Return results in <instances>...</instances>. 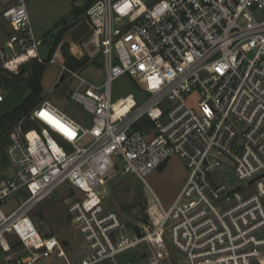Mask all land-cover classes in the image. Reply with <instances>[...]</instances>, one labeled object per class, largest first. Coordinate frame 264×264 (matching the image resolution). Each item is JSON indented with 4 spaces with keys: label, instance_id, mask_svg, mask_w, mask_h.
I'll return each mask as SVG.
<instances>
[{
    "label": "built area",
    "instance_id": "2783aa9c",
    "mask_svg": "<svg viewBox=\"0 0 264 264\" xmlns=\"http://www.w3.org/2000/svg\"><path fill=\"white\" fill-rule=\"evenodd\" d=\"M1 16L13 31L0 44V69L59 63L66 80H77L67 97L90 121L83 126L88 120L44 99L5 132L0 248L10 251L11 236L26 249L6 264L56 257L65 264H131L138 251L148 264H252L262 255L264 0H92L79 39L101 56L99 85L80 73L92 58L79 69L57 52L45 60L26 0H12ZM122 75L137 84L141 100L130 93L131 102L117 109L111 83ZM173 157L187 176L165 209L145 178ZM115 175L134 176L154 198L130 226L102 204L105 181ZM61 185L83 195L69 207L87 244L74 261L31 215ZM11 197L17 203L5 212Z\"/></svg>",
    "mask_w": 264,
    "mask_h": 264
},
{
    "label": "rangeland",
    "instance_id": "374dc122",
    "mask_svg": "<svg viewBox=\"0 0 264 264\" xmlns=\"http://www.w3.org/2000/svg\"><path fill=\"white\" fill-rule=\"evenodd\" d=\"M81 0H26L27 11L35 34L43 38L44 44L42 52L44 57L49 53L51 41L61 28H66L68 23V15L77 6V2ZM153 2L155 0H147ZM12 0L9 1L11 3ZM4 5L8 0H1ZM8 3V4H9ZM76 21V17H75ZM10 23L4 19L0 20V37H5L10 31ZM53 34V36L51 35ZM51 37H50V36ZM49 36V37H48ZM84 39L71 41L68 31L63 33L62 41L55 48L58 59L64 57L61 51V44L66 43L68 52L77 58L86 56L92 58V62L83 66L80 73L90 82L99 85L105 79V70L101 56L95 53V49L90 45H82ZM76 47H75V46ZM76 50H73L72 47ZM53 52V53H54ZM20 68V67H19ZM18 68V69H19ZM79 69V67L77 68ZM17 75V71L9 72ZM63 70L59 63L51 62L45 66L43 75L40 80L41 85V101L49 99L53 104L58 106L69 115L75 117L79 122L86 119L88 122H81L83 126H89V116L85 114L81 106L74 102L70 97H67V92L75 88L77 80L68 78L65 75L63 81L59 82ZM65 74V73H64ZM28 71H23L19 76V84H23L27 77ZM1 80V79H0ZM2 81V80H1ZM58 83V86H55ZM112 100L123 98L130 93L134 94L135 100L140 101L138 95L137 84L127 75H122L114 79L111 83ZM1 92L3 96L10 92L2 82ZM81 120V121H80ZM17 121L10 122L0 128V144L4 150L5 141L3 135L7 129ZM2 139V140H1ZM87 139H84L81 144H85ZM0 157V180L9 173V165L5 159L4 151ZM187 176V171L182 163L176 157L171 158L162 168L149 173L145 180L151 191L159 200L161 206L167 209L179 193L182 183ZM104 188L106 194L102 197V204L106 210H111L122 218L126 226L140 221L146 214L148 207H151L154 198L146 185H143L138 179L132 175H115L105 181ZM83 195L76 192L68 185H61L49 197L42 200L32 211V218L37 223V226L42 234L55 236L62 246L65 256L71 260H77L87 251V244L84 235L79 227L72 221L69 213V207L77 201H81ZM17 203L16 198H9L3 205V210L7 212ZM10 251L5 252L0 248V264H6L7 258L22 257L26 254V249L20 245L14 237L8 238ZM142 251H138V255L132 259L131 264H148L143 258ZM36 264H65L62 257L52 259H42ZM166 264H173L172 262ZM252 264H264V250L262 255L253 261Z\"/></svg>",
    "mask_w": 264,
    "mask_h": 264
},
{
    "label": "trees",
    "instance_id": "16d2710c",
    "mask_svg": "<svg viewBox=\"0 0 264 264\" xmlns=\"http://www.w3.org/2000/svg\"><path fill=\"white\" fill-rule=\"evenodd\" d=\"M91 1L92 0H86L83 6L74 8V16L76 17V21L70 23L69 25L65 24L66 28H61L58 32H56V35L51 41L49 49L50 51L45 56V60H49L52 57L55 48L62 41L63 33L66 32L70 27L74 26L76 22H78V17L81 14H84L87 5ZM51 36H53V34ZM61 51L64 57L65 65L71 69H77L78 67L80 68L88 60L86 56L77 58L76 56L70 54L68 52V46L65 42L61 44ZM44 69L45 65L38 63L36 60H30L29 62L21 65L17 71V75L6 73L0 69V79L3 82V85L10 89V92L4 96L2 101H0V128L4 127L10 122L18 121L41 101L40 80ZM23 71H28V75L24 79V83L19 84V76L23 73ZM26 125L29 126L28 123ZM3 138L5 141V150L7 138L5 135H3ZM1 148L2 147H0V157L3 155L2 151H4Z\"/></svg>",
    "mask_w": 264,
    "mask_h": 264
},
{
    "label": "water",
    "instance_id": "95a60500",
    "mask_svg": "<svg viewBox=\"0 0 264 264\" xmlns=\"http://www.w3.org/2000/svg\"><path fill=\"white\" fill-rule=\"evenodd\" d=\"M86 0H81V5L79 4V2H77V5L79 4V6H83L82 2L84 3ZM88 29V23L86 20V17L84 16V14H81L78 17V22L69 30V37L71 39V41H76L78 40ZM64 79V74H62L60 76L59 82L63 81ZM58 83H56L55 86H57ZM2 86V81L0 80V87Z\"/></svg>",
    "mask_w": 264,
    "mask_h": 264
},
{
    "label": "crops",
    "instance_id": "0c3cea01",
    "mask_svg": "<svg viewBox=\"0 0 264 264\" xmlns=\"http://www.w3.org/2000/svg\"><path fill=\"white\" fill-rule=\"evenodd\" d=\"M9 1L10 0H8V3H9ZM8 3H6L5 5L3 4V3H1V0H0V20L1 19H4L2 16H1V11H2V9L8 4ZM79 4L81 5V2H79ZM79 4L76 6V7H79ZM68 18H69V21H68V23H67V25H69L70 23H73V22H75V16H74V10L68 15ZM4 20H6V19H4ZM7 21V20H6ZM77 23V22H76ZM75 23V24H76ZM74 24V25H75ZM10 27H11V24H10ZM73 27V26H72ZM72 27H70V28H72ZM70 28L67 30L68 31V35H69V30H70ZM12 27L10 28V31L7 33V35L5 36V37H0V44L1 43H3L4 41H5V39L8 37V35L10 34V33H12ZM70 38V37H69ZM71 40V39H70ZM42 48H43V46H42ZM42 48H41V54L43 55V52H42ZM72 49H73V47H72ZM57 51H55L54 53H56ZM44 56V55H43ZM58 60H62V59H58ZM184 181H185V179H184ZM184 181H183V183H184ZM183 183H182V185H183ZM182 187V186H181Z\"/></svg>",
    "mask_w": 264,
    "mask_h": 264
},
{
    "label": "bare ground",
    "instance_id": "6f19581e",
    "mask_svg": "<svg viewBox=\"0 0 264 264\" xmlns=\"http://www.w3.org/2000/svg\"><path fill=\"white\" fill-rule=\"evenodd\" d=\"M74 46H75V45H74ZM74 46H73V50H76V48H75L76 46H75V47H74ZM118 101H119V102H117V103L115 104V106H116L117 109L119 108V106H120L119 103H120L121 101H124V102H131V98H130V97H127V98H126V96H125V97H123V98L118 99ZM127 105H128V104H126V106H125L124 108H126ZM151 210H152V212H153V207L151 208Z\"/></svg>",
    "mask_w": 264,
    "mask_h": 264
},
{
    "label": "flooded vegetation",
    "instance_id": "af4514ba",
    "mask_svg": "<svg viewBox=\"0 0 264 264\" xmlns=\"http://www.w3.org/2000/svg\"><path fill=\"white\" fill-rule=\"evenodd\" d=\"M82 5H84V3L82 2Z\"/></svg>",
    "mask_w": 264,
    "mask_h": 264
}]
</instances>
